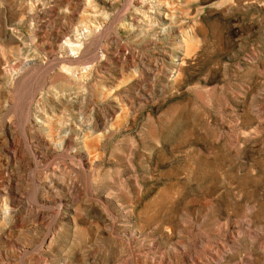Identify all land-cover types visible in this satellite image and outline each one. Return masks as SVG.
I'll list each match as a JSON object with an SVG mask.
<instances>
[{"label": "rangeland", "instance_id": "374dc122", "mask_svg": "<svg viewBox=\"0 0 264 264\" xmlns=\"http://www.w3.org/2000/svg\"><path fill=\"white\" fill-rule=\"evenodd\" d=\"M2 210L0 264H264V0H0Z\"/></svg>", "mask_w": 264, "mask_h": 264}, {"label": "bare ground", "instance_id": "6f19581e", "mask_svg": "<svg viewBox=\"0 0 264 264\" xmlns=\"http://www.w3.org/2000/svg\"><path fill=\"white\" fill-rule=\"evenodd\" d=\"M112 22V21H111ZM94 38V37H93ZM102 39V38H101ZM70 57V56H69ZM77 60V59H76ZM85 61V60H84ZM29 62V61H28ZM51 62V61H50ZM6 64V63H5ZM33 64V63H32ZM53 69V68H52ZM10 70V69H9ZM40 71V70H39ZM34 72V71H33ZM89 72V71H88ZM10 73V72H9ZM19 74V73H18ZM11 77V76H10ZM55 79H61L62 82L65 81V79L63 78V76L58 75L54 77ZM54 80V79H53ZM60 82V81H59ZM58 82V83H59ZM18 86V85H17ZM64 87V86H63ZM43 94V93H42ZM70 97V96H69ZM72 98V97H70ZM14 102V101H13ZM15 103V102H14ZM81 106V105H80ZM35 116V115H34ZM39 120V119H38ZM59 133V132H58ZM76 147L77 149H79L81 152L85 153L84 156L88 157V154L86 152V147H91L93 146L94 142H95V138L92 137V135L87 134L86 131H83L82 134L76 138ZM80 153V152H79ZM38 190V189H37ZM85 197V196H84ZM6 214V211L2 210L0 212V216H4ZM42 247V245L38 246V250H40ZM43 260V259H42ZM44 263V262H43Z\"/></svg>", "mask_w": 264, "mask_h": 264}]
</instances>
